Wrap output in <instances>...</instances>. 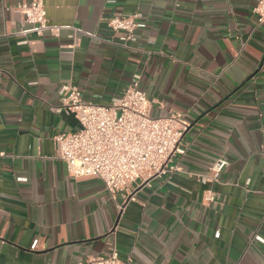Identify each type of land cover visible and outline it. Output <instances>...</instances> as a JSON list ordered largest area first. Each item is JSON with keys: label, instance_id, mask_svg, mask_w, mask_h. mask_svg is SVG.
I'll return each instance as SVG.
<instances>
[{"label": "crops", "instance_id": "crops-1", "mask_svg": "<svg viewBox=\"0 0 264 264\" xmlns=\"http://www.w3.org/2000/svg\"><path fill=\"white\" fill-rule=\"evenodd\" d=\"M32 1L0 0V264H77L111 243L132 264H264L256 0H42L59 38L21 33L13 8ZM134 13L145 26L122 44L104 20ZM135 75L150 115L178 114L187 130L175 169L125 202L96 177H69L54 137L78 123L54 108L62 85L106 106ZM217 159L227 165L213 179Z\"/></svg>", "mask_w": 264, "mask_h": 264}, {"label": "built area", "instance_id": "built-area-1", "mask_svg": "<svg viewBox=\"0 0 264 264\" xmlns=\"http://www.w3.org/2000/svg\"><path fill=\"white\" fill-rule=\"evenodd\" d=\"M13 11L29 26L22 34L48 33L59 38L62 27L49 23L42 0L20 4ZM252 13L257 24L264 26V0H256ZM104 24L112 32L121 34L122 44L134 42V31L145 26L139 13L110 17ZM138 82L139 76H133L120 97L106 106L84 103L81 91L65 84L58 91L59 106L54 108L56 113L72 116L78 123L76 131L54 137L55 157L65 164L69 177H96L111 199L120 195L125 202L133 200L134 191L140 185L175 169L169 165L175 154H182L180 143L187 130L178 114L152 117L153 101L139 89ZM260 152L264 154V141ZM226 165L223 159L214 161L210 169L213 179L218 178ZM204 199L207 203L213 202V193L208 191ZM255 239L264 243L259 236ZM77 264L132 263L121 260L115 243H111L106 253Z\"/></svg>", "mask_w": 264, "mask_h": 264}]
</instances>
